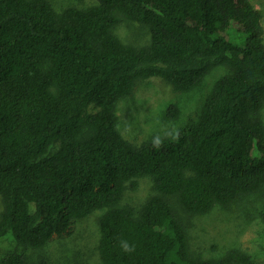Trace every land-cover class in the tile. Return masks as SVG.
<instances>
[{
    "label": "trees",
    "instance_id": "trees-1",
    "mask_svg": "<svg viewBox=\"0 0 264 264\" xmlns=\"http://www.w3.org/2000/svg\"><path fill=\"white\" fill-rule=\"evenodd\" d=\"M95 1L57 11L48 0H0V240L18 245L0 264H27L19 248L41 250L96 211L99 264H254L240 249L195 255L175 208L205 215L264 189L255 0ZM124 20L146 26L147 43L122 41ZM218 67L227 73L201 116L173 140L123 137L117 106L139 82L159 78L184 93ZM144 178L153 193L123 205Z\"/></svg>",
    "mask_w": 264,
    "mask_h": 264
},
{
    "label": "rangeland",
    "instance_id": "rangeland-1",
    "mask_svg": "<svg viewBox=\"0 0 264 264\" xmlns=\"http://www.w3.org/2000/svg\"><path fill=\"white\" fill-rule=\"evenodd\" d=\"M48 1L57 11L68 7L85 9L96 4L95 0ZM253 3L261 12L264 30V0ZM115 33L125 43L138 46L147 43L150 37L146 26L128 20L122 21ZM226 73L225 67H218L199 87L184 93L173 92L171 86L159 78L139 82L135 91L117 106L121 134L135 145L173 140L199 119L214 84ZM171 106L179 111L175 118L167 114ZM260 118L264 123V109ZM152 193L150 179H140L137 190H128L122 204L138 207ZM3 207L0 196V215ZM175 209L189 228L190 249L195 255L216 258L228 250L240 249L251 255L254 264H264V222L261 219L264 189L258 194L242 197L230 206L216 207L205 215L191 217ZM102 214L103 211H96L85 219L76 220L64 235L53 237L41 250L19 248V252L26 256L27 264H99ZM17 248L12 236L0 240V258Z\"/></svg>",
    "mask_w": 264,
    "mask_h": 264
},
{
    "label": "clouds",
    "instance_id": "clouds-1",
    "mask_svg": "<svg viewBox=\"0 0 264 264\" xmlns=\"http://www.w3.org/2000/svg\"><path fill=\"white\" fill-rule=\"evenodd\" d=\"M121 247H122L123 251L126 253L134 250L130 245H128L127 242H122Z\"/></svg>",
    "mask_w": 264,
    "mask_h": 264
}]
</instances>
